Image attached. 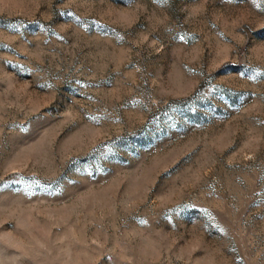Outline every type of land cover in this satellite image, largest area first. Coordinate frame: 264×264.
Here are the masks:
<instances>
[{
    "label": "rangeland",
    "instance_id": "1",
    "mask_svg": "<svg viewBox=\"0 0 264 264\" xmlns=\"http://www.w3.org/2000/svg\"><path fill=\"white\" fill-rule=\"evenodd\" d=\"M0 264H264V0H0Z\"/></svg>",
    "mask_w": 264,
    "mask_h": 264
}]
</instances>
